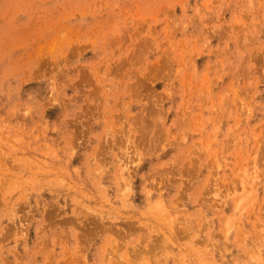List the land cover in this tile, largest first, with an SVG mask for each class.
I'll return each mask as SVG.
<instances>
[{
    "label": "rangeland",
    "instance_id": "obj_1",
    "mask_svg": "<svg viewBox=\"0 0 264 264\" xmlns=\"http://www.w3.org/2000/svg\"><path fill=\"white\" fill-rule=\"evenodd\" d=\"M0 264H264V0H0Z\"/></svg>",
    "mask_w": 264,
    "mask_h": 264
}]
</instances>
